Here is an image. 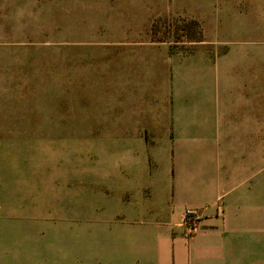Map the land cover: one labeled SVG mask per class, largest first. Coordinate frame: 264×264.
Returning a JSON list of instances; mask_svg holds the SVG:
<instances>
[{
  "label": "crops",
  "instance_id": "crops-1",
  "mask_svg": "<svg viewBox=\"0 0 264 264\" xmlns=\"http://www.w3.org/2000/svg\"><path fill=\"white\" fill-rule=\"evenodd\" d=\"M98 1L112 14L102 58L114 60L95 92L102 134L96 127L80 155L88 189L77 213L92 222L79 234L87 261L264 264V88H248L247 60L234 61L214 39L181 52L147 32L164 15L216 28L222 0ZM3 185L0 212L14 207ZM186 209L199 220L192 234ZM9 252L0 264H11Z\"/></svg>",
  "mask_w": 264,
  "mask_h": 264
},
{
  "label": "rangeland",
  "instance_id": "rangeland-1",
  "mask_svg": "<svg viewBox=\"0 0 264 264\" xmlns=\"http://www.w3.org/2000/svg\"><path fill=\"white\" fill-rule=\"evenodd\" d=\"M100 2L76 0L73 11L72 0H0V183H8L14 197V207L0 212V254L15 253L11 264L90 262L79 234L92 222L77 213L87 207L81 156L96 127L102 134L94 123L101 108L95 92L103 90L114 60L102 58L112 14ZM213 14L216 28L164 15L147 32L154 42L191 52L201 42L176 28L195 20L203 41L214 39L236 54L234 61L247 60L248 88H264V0H222Z\"/></svg>",
  "mask_w": 264,
  "mask_h": 264
},
{
  "label": "trees",
  "instance_id": "trees-1",
  "mask_svg": "<svg viewBox=\"0 0 264 264\" xmlns=\"http://www.w3.org/2000/svg\"><path fill=\"white\" fill-rule=\"evenodd\" d=\"M179 31L183 32L184 35H188L191 42L200 43L203 41L202 31L200 29L199 23L195 20H185L184 26L176 28V32L178 33ZM167 33L165 32V35ZM161 41H164V39Z\"/></svg>",
  "mask_w": 264,
  "mask_h": 264
},
{
  "label": "built area",
  "instance_id": "built-area-1",
  "mask_svg": "<svg viewBox=\"0 0 264 264\" xmlns=\"http://www.w3.org/2000/svg\"><path fill=\"white\" fill-rule=\"evenodd\" d=\"M184 222L191 234L197 230L199 220L198 217L194 215V212H192L190 209L185 210Z\"/></svg>",
  "mask_w": 264,
  "mask_h": 264
}]
</instances>
